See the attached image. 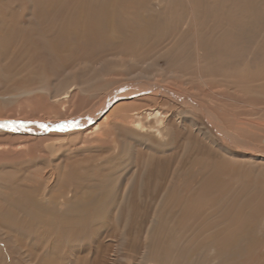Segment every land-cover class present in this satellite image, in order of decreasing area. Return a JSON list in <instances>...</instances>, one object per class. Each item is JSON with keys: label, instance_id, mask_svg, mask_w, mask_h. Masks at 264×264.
Listing matches in <instances>:
<instances>
[{"label": "rangeland", "instance_id": "rangeland-1", "mask_svg": "<svg viewBox=\"0 0 264 264\" xmlns=\"http://www.w3.org/2000/svg\"><path fill=\"white\" fill-rule=\"evenodd\" d=\"M0 1L2 8L0 17L6 20L4 21L7 26L6 32L21 35L23 38L22 42L12 41L5 53H2L0 49V66L5 76L0 82V120L8 118L6 122H15L12 123L14 129L0 132V139L3 136L2 139L5 142L7 136L8 138L17 137L19 141L22 140L20 139L22 136L48 138L46 133L59 136L58 139L67 133H75L76 130L83 135H89L88 130L96 123L104 129L99 128V132L92 134L95 137L92 136L90 140H75L79 143H71L65 154L63 150L53 152V155L47 152L43 154L41 143H38L37 149L34 148V152L37 153L31 156L33 159L28 157L25 159L27 162H22L21 166L16 165V161L12 163L13 165H10L11 162L0 163V194L7 188H17L18 191L28 193L45 191L46 196L50 198L46 208L37 209L39 211L28 213L21 208L15 210V220H20V223H16L15 220L13 223L0 222V264H264V218L260 221H251L247 224L245 235L230 236L229 242L233 241V243H229L225 248L216 245V249L203 243V234L198 229L201 226L199 223H178L175 213L170 215V219H173L171 223H150L155 214L153 204L167 190H173L176 198H180L181 201L190 200L193 203L196 195L200 193L206 195L208 199L216 200L217 206L223 200L229 209L236 205L244 206L252 200L250 198L253 196V191L249 188L253 190L256 184L264 183V161L257 160L255 164L239 167V164L244 163L239 159H232L213 146L184 119V116L192 118L198 129L208 130L210 137L214 136L215 141L219 139L216 132L209 129V125L200 115L191 116L190 113H184L181 107L160 99L157 106L169 112L167 113L169 121L165 124L168 137L161 145L157 144L152 137H147L152 140L146 139L147 142H145L137 136L135 131L124 129L123 126L113 123L102 122L103 115L112 108L102 112V115L100 113V117L85 125L74 127L66 124L61 128L66 132L55 133L61 129L46 127L48 123L58 121L65 123L73 118L83 119L84 117L81 116L109 96L111 91L131 85L125 82L126 78L119 69L112 67L111 61L117 54L127 55L134 49H129L127 42L93 46L82 37V45L78 48L72 46L60 50L57 47V50L50 51L46 45L43 48L37 39L42 21L35 15L39 13L38 8L41 9L38 6L41 0ZM43 10L46 11L45 2ZM46 34H50L48 29ZM94 47L101 48H98L99 51H92L85 55L91 50L89 48ZM52 52L54 55L49 56L48 54ZM159 53L149 58L146 57L147 53L139 56L141 57L139 61H142L141 69L144 68L153 73L160 72L162 68L163 70L172 67L175 70L178 69V62L173 55L171 61V58ZM102 61H105L106 66L103 71L107 76L95 78L92 76V74L95 75L94 67ZM181 74L184 77L168 79L165 80L166 82L157 77V81L153 79L152 84L162 85L169 82L168 84L174 83L186 88V83L189 82L191 93L196 94L208 104L211 103L210 105H220L222 111L214 112L219 113L221 118L224 117L226 122L232 124L240 138L258 145V149L264 151V81L258 82L254 69L248 66L244 56L236 69L205 73L204 82L198 83L196 71L192 66L184 68ZM108 78L114 79L113 83L115 80L122 79V81L120 80L116 87H111L108 85ZM69 88L73 89V92L66 109L58 103V100L61 99L60 95ZM175 116H179L180 120L174 121ZM3 119L1 121H4ZM24 125L43 126L41 128H45L43 130L45 132L41 134L31 129L30 131L18 130V127ZM99 135L102 140H97ZM24 138L22 141L26 140ZM219 142L222 146H226L221 140L217 141ZM227 145L229 146V148L226 147L227 149L241 154L240 148L236 149L229 143ZM34 156L37 157L34 158ZM198 158L209 161L205 164L213 175L207 171L205 180H200V172L193 170ZM43 162H46L45 166ZM70 162L78 165L80 167L78 170L82 171L75 172L77 176L75 175L74 178L77 182L79 181L78 187L71 184L74 178L69 180L68 177L63 176L73 169L74 166ZM214 163L224 166L210 168L209 166ZM60 166L61 169L64 168V171H56ZM191 167L192 169H189ZM235 169L238 171H233ZM17 170L19 172L22 170L21 174ZM55 171L59 174L58 178L61 176L60 179H62H58V183L51 179ZM223 174L232 176L233 180L227 181L224 185L221 183ZM214 177L221 180L218 183L219 186L216 183L213 184ZM16 179H19L18 182ZM130 180H132L131 183ZM245 181L249 182V188L242 194L247 193L244 200L234 187ZM129 184L132 185L131 192L127 203L123 205L120 197ZM104 186L107 190H112L113 202L106 212L101 213V209L95 204L99 197L97 190H101ZM87 190H90L91 195ZM3 205L4 203H0V210L4 212L1 209ZM76 210L79 212L77 213ZM161 214L165 215L166 211H162ZM2 216L0 212V217ZM226 217L229 219V216ZM227 224L237 225V223ZM216 225L217 223H210L208 226L214 228ZM189 233L194 234L196 238L194 239ZM171 239L176 240L173 247L175 250L169 252L168 241ZM150 244L152 249L160 254L161 263L153 259L142 262L143 257L149 252L146 245Z\"/></svg>", "mask_w": 264, "mask_h": 264}, {"label": "bare ground", "instance_id": "bare-ground-1", "mask_svg": "<svg viewBox=\"0 0 264 264\" xmlns=\"http://www.w3.org/2000/svg\"><path fill=\"white\" fill-rule=\"evenodd\" d=\"M44 2L46 3V11L43 10ZM38 6H40L41 9L38 8L39 13L35 15V17L42 21V26L38 30L39 34L37 39L42 47L46 45L50 51L57 50V47H59L60 50H65L72 46L78 48L82 45V37L86 38L87 42L93 46L127 42L129 44V49H134L127 54L128 56L124 53L117 54L111 61V63H113L112 67L119 69L121 73H123V77L126 78L124 79L125 82H128L131 85L126 86V88H124V86L118 87L115 90L112 89L113 91H111L112 93L109 96L102 99L99 103L95 104L92 109L81 116L84 117L83 119L73 118L65 123L62 121L50 122L46 127H53L52 129L60 130L63 126H66V124L73 125L74 127L85 125L89 121L96 120V118L100 117L106 112V110L112 108L109 112L107 111L108 113L106 115H103L102 122L107 124L113 123L123 126L122 128L124 129L135 131L137 132V136L145 142H147L146 139L152 140L147 137H152L157 144L161 145L165 138L168 137L165 124L169 121L167 116V113L169 112L161 109V106H157L158 99H160L161 101L167 103L171 102L173 105L181 107V110L183 109L184 113H190L191 116L200 115L206 124L209 125V129L216 132L219 139L216 138L217 140L215 141L213 140L214 136L210 137V132L208 130L203 131L198 129L192 118L184 116V119L191 123L193 129L195 127L196 131L213 146L219 148L224 154L230 156L232 159H239L244 163L243 165L239 164V167H243L246 164H255L254 162L257 160L264 161V151L259 150L258 145H254L249 141L240 138L235 133L232 124L226 122L224 117L221 118L218 115L219 113L214 112L215 110L222 111V108L219 107L220 105H210L211 103L208 104L206 101L198 98L196 94L191 93L189 82L186 83V88L179 87L178 84L174 83L168 84L169 82L162 85L152 84L153 79L157 81V77L161 78V81L175 79L179 76L184 77V75L181 74L182 70L188 66L190 68L192 66L196 71V79L199 80L196 81H198V83L204 82L203 75L207 72L217 70L226 71L231 68H238L243 56L247 61L248 66L254 69V73L256 74L255 77L258 78V82H260L259 80L264 81V0H41L38 3ZM1 11L2 8L0 6V14ZM4 21L6 22L4 18L0 17V49L2 50V53L6 52V49L8 48L7 46H9L12 41H15V43L23 41L21 35L6 32L7 26ZM46 29H48L50 34L45 35ZM56 39L59 40V42H57ZM83 47L86 49L85 46ZM94 48L97 50H92ZM94 48H89L91 50L85 55H88V53L92 51H99L100 49L98 48L101 47ZM144 52L148 54H146V57L148 58L157 55V52H160L159 54H164L171 58V61L173 60V57H171L173 55L178 62V69L175 70L172 67L163 70L162 68L158 73L148 72V70L146 71L144 68L141 69L140 66L142 65V61H139L141 60V57L139 58V56H144ZM48 55L53 56L54 52ZM105 66V61L96 65L94 67L95 75L92 74V76L95 78L107 76L103 71ZM2 70L3 69L0 66V82H2V78L5 77ZM157 70L154 71L156 72ZM109 80H107V82L111 87H116L120 80L122 81V79L115 80L113 83L114 79ZM72 92L73 89L69 88L60 95L61 99L58 98L60 99L58 100V103L66 109L67 102H69ZM177 110L178 109H176V111ZM175 118L174 121L180 120L179 116H175ZM2 119L3 118H1V120ZM7 119H3L4 121L0 120V132L14 129L12 123L15 122H6ZM226 119H228V117ZM41 127L42 126L39 127L38 125H24L18 127V130L23 131V129H27L30 131L31 129L42 134L45 132L43 131L45 128L42 129ZM99 128L101 129L102 127L99 126V123H96L89 129L90 131L88 130L90 133L89 135H83L76 130L77 132L71 134L67 133L66 135H63L62 138L58 139L57 137L59 136L46 133L48 134V138H24V136H22L20 139L23 140L24 138L26 140L19 141V138L17 139V137L8 138L7 136L5 137L6 141L4 140L5 142H3L2 138L4 137L2 136L1 139L3 143H0V163L5 164L11 162L10 165H13L12 163L16 161V165L21 166L22 162H27L25 159L31 157L35 153L34 148L39 145L38 143H41L40 147H42L41 151L43 154L47 152L52 153L53 155V152L60 150H63L65 154L66 150H69L71 143L78 144L79 142L76 143L75 140L82 139V141H85L92 136L95 137L92 134L98 133ZM64 132L66 131H62V129L58 132L55 131V133ZM52 139L53 141H50ZM97 140H102L100 135ZM218 140H221L226 146H222L220 142L217 143ZM226 142L236 149L240 148V151H238L241 154L234 153L227 149L229 146ZM167 146L170 145L167 144ZM36 149L37 147L35 150ZM35 157L37 156H34V158ZM54 157L52 156V158ZM31 158L33 159V157ZM207 161L208 160L204 158H198L197 162L194 164L196 169L193 167V170L200 172V180H205L208 173L207 171L210 172V170H208V165L205 164ZM44 163L46 162H43L42 164L44 165ZM70 164L74 166L73 169L69 173L66 171V175L63 172L64 178L68 177L69 180L73 179L77 172H82L81 170H78L80 168L78 165L73 164L72 162H70ZM18 166L16 167L19 168ZM218 166L224 165L214 163L209 167L216 168ZM37 168L38 166L36 167L35 172ZM189 169H192V167ZM189 169L188 171L190 172ZM17 171L19 172V170ZM23 171L25 172V170ZM56 171L62 172L64 171V168L61 169L60 166ZM56 171V175L54 174L51 179L58 183L57 180L60 179L61 176L58 178L59 174ZM233 171L238 170L235 169ZM21 172L22 170L19 173L21 174ZM30 172L32 173V170ZM173 174L175 175V173ZM211 175L209 176L211 177ZM221 178L222 181L214 177V180H212L214 182L213 184H218L219 181H221V183L226 185L227 181L231 182L233 180V177L229 175H225ZM16 180L18 182L19 179ZM131 181L132 180H130V183ZM78 182L74 178V182L71 184L77 185L76 187H78ZM202 182L204 183V181ZM11 184H13V182ZM131 186L132 185L129 184L121 194L120 198L123 205L127 203V199L131 192ZM198 188L200 187L198 186ZM248 188L249 182L247 181L243 182V184L239 183L234 187L235 190L240 192V196L244 200L246 199L245 196L247 197V193H245V195L242 194ZM28 189L32 191L30 188ZM249 190L253 191V196L250 198L252 200L248 201L244 206L237 207L238 205H236L232 209L225 206L224 200L217 206L215 205L217 204L216 200L208 199L206 195L200 193L196 195L193 203H191L190 200L181 201L179 200L180 198H176L173 190H167L153 204L155 214L150 223H171L173 219H170V215H174L175 213L177 215L176 218L178 223H199V225H201L198 229L203 234L202 240L204 244L208 246L210 245L213 248L217 246L225 248L229 243H233V241L229 242L231 241L229 239L230 236L241 237L243 234L245 235L247 232L244 231H246L247 224L251 221H260L264 218V183L256 184L253 190L250 188ZM87 191L91 195L90 190ZM97 191L99 197L97 198L95 206L101 209V213L104 211L106 212V209L110 207L113 202V194H111L112 190L109 191L104 186L101 190ZM5 192L0 194V203H4V205L1 206V209H3L4 212L0 210L3 215L0 217V222L4 223H13L15 220V210L21 208L25 212L27 211L30 213L39 208H46V205L50 202V198L46 196L45 191L28 193L18 191L17 188H7L5 189ZM74 196L76 195L74 194ZM74 202L76 203V201ZM74 202L73 204H75ZM5 203H7V205H5ZM162 211H166V214H161ZM78 212L79 211H77V213ZM217 214L218 216H216ZM27 216L28 215H26V217ZM226 216H229V219H227ZM29 217L31 218V216ZM19 221L20 220L16 221V223ZM210 223H217V225L212 228L208 226ZM227 223H237V225ZM42 224L46 225V223ZM232 226H234V228H232ZM189 234L193 236L194 239L196 238L194 234ZM168 242L170 244V246H168L169 252L175 250L173 247L176 240L171 239ZM147 247L149 252H147V254L145 253L146 255L144 257L142 256V262L153 259L161 263L160 254L152 249L151 244L146 245V248ZM174 258L176 259V257H173V259Z\"/></svg>", "mask_w": 264, "mask_h": 264}, {"label": "snow or ice", "instance_id": "snow-or-ice-1", "mask_svg": "<svg viewBox=\"0 0 264 264\" xmlns=\"http://www.w3.org/2000/svg\"><path fill=\"white\" fill-rule=\"evenodd\" d=\"M43 127V126H42Z\"/></svg>", "mask_w": 264, "mask_h": 264}]
</instances>
